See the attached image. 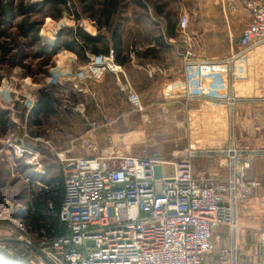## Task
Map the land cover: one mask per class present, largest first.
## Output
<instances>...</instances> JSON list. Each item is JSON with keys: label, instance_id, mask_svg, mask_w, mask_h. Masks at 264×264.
Here are the masks:
<instances>
[{"label": "crops", "instance_id": "0c3cea01", "mask_svg": "<svg viewBox=\"0 0 264 264\" xmlns=\"http://www.w3.org/2000/svg\"><path fill=\"white\" fill-rule=\"evenodd\" d=\"M89 1L93 2L85 0ZM244 1L143 0V3L138 2L139 9L131 0H100L96 5H88L87 15L91 12V16H87V20L91 28H85L86 33L103 38V51L108 54L111 49L114 50L115 61L122 66L123 72L108 73L99 82H81L80 90H74V96L79 97L76 102L71 103L66 97L63 105L60 101L54 105L55 112L49 113L48 120L64 115L65 122L54 126L47 133L55 145L53 151L63 163V174L52 178L36 174L47 187L40 192L54 195L58 187L57 179L63 178L65 182L64 160L88 155L83 140L104 139V128L107 126L97 120H90L84 100H89L96 108L106 105L118 108L113 124L122 119L131 123L133 115L122 113L119 109L123 98L125 103L130 104L127 90L130 86L140 96L143 111L148 112L142 117L149 124L174 122V117L179 113L188 117L192 128L191 138L200 147L195 165L198 178L228 176L232 171L231 162L225 155L215 151L216 144L228 138L235 141L239 139L241 157L251 164L249 176L263 186L257 196L239 209L240 241L258 244L264 233V46L250 50L228 69V84H223L219 78L225 72L224 68L209 69L215 76L210 77L212 83L207 85L199 83L191 68L185 69L182 55L188 45L183 43L179 35L180 17L187 13L190 17L188 35L194 59L225 58L239 52L234 37L241 35L251 23V13ZM109 2L112 6H109ZM108 8V14L111 15L102 16ZM90 55L86 54L89 60ZM157 67L164 72L159 73ZM226 98L231 99L230 106ZM71 104H77L76 108H71ZM63 112L70 114V117L77 115L79 127L69 124V115ZM113 132L116 135L122 133L117 126H114ZM132 132L133 129L128 130L129 147L143 145L150 138L170 146L171 150L160 156L165 157L164 160L169 155L173 157L174 146L189 143L186 142V134L170 142L150 134L141 138L139 134L137 140L133 138ZM100 143L97 145L101 149ZM92 154H97V151ZM55 161L59 162L56 158ZM55 161L47 165L49 174L58 165ZM39 193L34 192L32 199ZM49 207L52 208V203H49ZM222 232L225 236L226 230ZM225 244L224 237L218 249Z\"/></svg>", "mask_w": 264, "mask_h": 264}, {"label": "built area", "instance_id": "2783aa9c", "mask_svg": "<svg viewBox=\"0 0 264 264\" xmlns=\"http://www.w3.org/2000/svg\"><path fill=\"white\" fill-rule=\"evenodd\" d=\"M244 5L251 23L234 37L239 52L225 58L194 59L190 17L181 15L179 35L188 45L182 55L184 67L192 69L200 84L212 83L215 74L208 70L216 68L225 69L219 78L228 84V69L250 50L264 46V0H245ZM90 59L75 74L76 85L123 72L113 49ZM127 90L130 104L143 111L140 96L130 86ZM94 140H83L87 156L64 160L65 195L59 218L68 235H42L35 241L20 234L19 240L35 246L53 264H252L239 260L238 212L263 186L249 176L251 164L233 140L220 141L215 148L230 160L231 173L207 179L195 175L200 151L196 142L175 156L180 158L163 161L125 156L115 145L100 150ZM16 154L27 165L41 168L32 148L23 145ZM165 167H171L169 174ZM224 237L227 245L218 249ZM260 246L264 248V233ZM26 262L44 264L37 257Z\"/></svg>", "mask_w": 264, "mask_h": 264}, {"label": "rangeland", "instance_id": "374dc122", "mask_svg": "<svg viewBox=\"0 0 264 264\" xmlns=\"http://www.w3.org/2000/svg\"><path fill=\"white\" fill-rule=\"evenodd\" d=\"M64 1L65 5L63 6L55 3V0H0V264H27L26 261L30 258L40 259L35 251L17 237L20 234L30 235L37 241L39 236L47 235L44 229L41 231L45 233H42L27 225L24 219L25 209H27L34 192L39 193L42 189L47 188L37 175H49L52 178L63 174L61 166L63 163L53 151L56 148L47 131L56 125L64 124V115L54 116L50 120L43 119L42 124L37 125L36 117H32L31 114L36 108L39 94L43 90H54L53 94L62 105L66 97L70 99L71 103L78 100L79 97L74 98V90L79 85H76L79 82L75 78V74L82 66L83 61L76 54L62 50L53 58L50 66H45L48 55L42 50V45L50 46L57 41L60 35H62V40L70 41L71 35L75 31L86 32L85 28H91L87 20V16H91V12L87 15L86 8L88 5L90 7L96 5L100 0H93V2ZM131 1L136 4L135 6L139 4L138 2L143 3V0ZM2 7L5 11L2 10ZM137 9H139L138 6ZM141 16L144 18V13ZM28 23L34 24L37 28L38 36L41 38L40 42L36 41L34 33H27L25 26ZM1 46L5 50L8 48L9 53L5 55ZM84 101L90 120H97L107 126L104 128V139L102 141L94 140L98 142L97 144L99 141L101 142V149L115 145L116 149L125 156H135L134 154L137 153L151 159L174 161L180 158V156L175 158L179 152L184 151L190 143L196 142L191 138V124L185 114L179 113L174 117V122H152L149 124L148 120L142 117L148 112H136V109L131 104L125 103L123 98L119 109L122 113L132 114V121L130 123L127 119H122L113 124L118 108H113L110 105L96 108L89 100ZM76 105L71 104L70 107L76 108ZM68 115L69 124L79 127V117L75 114L71 117L70 114ZM114 126H117L122 133L116 135L113 132ZM130 129H133V138H137V140H139V134L140 138L150 134L172 142L186 134L185 136H188L186 142L189 143L174 146L173 157L169 155L167 158L170 160H164L165 157L160 156L170 151V146L159 144L160 140L150 138L143 145L129 147L128 130ZM9 141L12 142V145H9ZM227 141H231V138H228ZM233 141L237 149L241 150L239 139ZM23 145L32 148L39 154L37 159L42 165L39 170H36L34 166L27 165L24 158L17 156L18 148ZM53 152L56 157L52 155ZM55 158L60 163L55 161ZM54 161L58 165L56 164L54 170L49 174L47 165L53 164ZM170 172L171 167H165V173L169 174ZM240 237L241 235H239V260L252 264H264V248L260 246V238L256 244L254 242L242 243ZM10 240H17L24 244L11 243Z\"/></svg>", "mask_w": 264, "mask_h": 264}, {"label": "trees", "instance_id": "16d2710c", "mask_svg": "<svg viewBox=\"0 0 264 264\" xmlns=\"http://www.w3.org/2000/svg\"><path fill=\"white\" fill-rule=\"evenodd\" d=\"M55 3L63 6L65 5L64 0H55ZM109 6H112L111 2H109ZM109 9L110 8L103 12L102 16L111 15L108 14ZM2 10L5 11L4 7H2ZM25 27L27 29V33H34V38L37 42L41 41V38L38 36V30L34 24L28 23ZM71 38L72 39L70 41H64L62 40V35H60L57 41L50 46H43L41 44L42 50L48 55V60L45 66H50L53 58L62 50L76 54L80 60L83 61L81 64L85 65L91 60H89L86 56L87 53L91 55L106 54L105 51H103L105 43L101 37H94L82 30H77L72 33ZM1 49H4L5 55L9 53L8 48L5 50V48L1 46ZM53 93L54 90H43L40 92L37 106L31 114L32 117H36L34 118L36 119L35 121L37 125H41L43 119H48L49 113L55 112L54 105L60 103L58 98H56ZM74 98L76 99V96H74ZM56 182H58V187L56 191H54V195L50 194V192H47V194L46 192H40L32 199L31 202L28 203L24 219L27 225L33 230L39 231L44 229L48 236L64 237L68 235V231L67 227L60 221L59 212L64 200L65 182L63 178H60L59 180L57 179ZM48 184H51V182ZM49 203H52V208L49 207ZM13 245L18 247L16 244ZM25 251L28 252L27 249H25ZM6 261L8 262V260Z\"/></svg>", "mask_w": 264, "mask_h": 264}, {"label": "water", "instance_id": "95a60500", "mask_svg": "<svg viewBox=\"0 0 264 264\" xmlns=\"http://www.w3.org/2000/svg\"><path fill=\"white\" fill-rule=\"evenodd\" d=\"M11 243H19V244H24L23 242L17 241V240H10ZM30 249L36 252L38 257L41 259V261L44 264H53L42 252H40L38 249L33 248L32 246H29Z\"/></svg>", "mask_w": 264, "mask_h": 264}]
</instances>
